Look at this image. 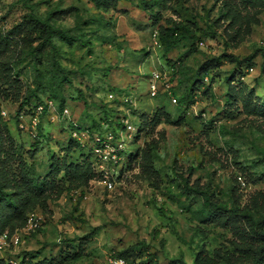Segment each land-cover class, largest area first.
Masks as SVG:
<instances>
[{"label":"rangeland","instance_id":"rangeland-1","mask_svg":"<svg viewBox=\"0 0 264 264\" xmlns=\"http://www.w3.org/2000/svg\"><path fill=\"white\" fill-rule=\"evenodd\" d=\"M102 4L0 0V96L8 112L0 116V176L22 180L25 170L44 176L53 162H84L100 135L113 149L107 167L115 180L112 190L97 177L36 205L30 212L40 227L19 245L8 241L0 264L27 252L37 255L33 263L109 264L133 245L144 253L130 254V263L194 264L202 250L220 251L225 263L240 241L226 218L264 209V0ZM29 13L83 41L55 37L38 50L41 30L19 26ZM174 24L187 37L167 51L160 26ZM218 57L206 79L202 65ZM154 72L163 76L155 96ZM26 97L31 107L53 102L36 135L20 127L21 116L32 115L30 106L20 110Z\"/></svg>","mask_w":264,"mask_h":264},{"label":"trees","instance_id":"trees-1","mask_svg":"<svg viewBox=\"0 0 264 264\" xmlns=\"http://www.w3.org/2000/svg\"><path fill=\"white\" fill-rule=\"evenodd\" d=\"M98 7L103 6L104 0H91ZM130 1V0H128ZM148 8H151L152 4H149ZM60 12H64L61 10ZM158 19V18H157ZM20 27H28L31 31L40 29L41 43L38 46V50L43 49L48 44H53V39L55 37H59L68 44H73L78 41H83L81 35H74L70 29H62L54 26L50 23L49 19H42L33 13H29L25 16L23 23L19 25ZM160 39L165 44V49L167 51L172 50L181 40L187 37L186 27L183 30L174 24L171 27L160 26ZM173 65V62H169ZM222 63L220 57L213 58L208 62L202 65V69L204 70V77L211 76L212 77V67L219 66ZM253 66L249 67L247 71L240 72L241 74L238 76L237 81L242 82V77L246 76ZM13 69L9 68L8 71H12ZM264 70V68H263ZM239 74V72H238ZM235 79H233V84L235 85ZM82 95V92H80ZM0 99L3 100L0 96ZM31 105L29 97H26L23 104L21 105L20 110L25 109ZM262 107L264 104L261 105ZM34 107L30 106L27 111H31L34 113ZM47 111V110H46ZM0 111V116H1ZM41 126H39V129ZM76 130H80L81 126H77ZM137 128V127H136ZM77 139V138H76ZM74 141V140H73ZM73 141L71 140L69 144V148L73 147ZM76 141V140H75ZM74 141V142H75ZM81 147L85 146L84 142L81 140L76 141ZM119 158L127 157L129 159L130 154L126 151H119ZM88 160H84V162H63V163H52L50 167V171L42 176L37 172H30L25 170L22 173V180H7L4 181L6 174H2L0 176V235L6 232L7 228H23L26 223L30 210L34 208L36 205H42L45 201L53 198L54 193H58L60 195L65 190L76 189L82 187L83 185H87L93 179H101L102 174L96 172L94 163L95 160L93 158V149L91 148L88 152ZM63 173L61 176V182H57L55 179ZM67 183V184H66ZM5 189H12L13 192L6 191ZM30 212V213H29ZM33 212V211H32ZM29 213V214H28ZM213 212L211 211L209 214L213 216ZM28 214V216H27ZM228 221H231L234 224V227L237 228V233L239 237V243L237 248H235L236 255L233 258H229L227 262L222 263L223 254L220 251L215 252L214 255H210L205 252V250L200 251L196 258L194 264H264V209L260 212L258 216L251 210H243L240 213L231 214L228 218ZM241 220H244L247 227L243 228L240 226ZM238 222V223H237ZM9 233H14L13 230H7ZM33 233V232H32ZM139 251L140 256L143 255L144 251L138 246L133 245L130 246L120 252H116L115 257H123L126 259L128 264H139V263H130L129 256L134 252ZM65 255V252H60ZM61 254V255H62ZM139 256V257H140ZM37 255L35 253H26L19 264H52L50 262H46L47 260H38L33 263ZM154 257V256H153ZM152 257V258H153ZM53 258H51L52 260ZM137 260V259H135ZM2 263H4L2 261ZM7 264H13L11 261H7ZM169 264H189L183 258L178 257L175 259H171Z\"/></svg>","mask_w":264,"mask_h":264},{"label":"built area","instance_id":"built-area-1","mask_svg":"<svg viewBox=\"0 0 264 264\" xmlns=\"http://www.w3.org/2000/svg\"><path fill=\"white\" fill-rule=\"evenodd\" d=\"M254 68H251L253 70ZM208 76L206 77V79ZM163 79L162 74L154 72L153 78L151 80L150 91L153 96L158 93V82ZM245 79V76L242 77ZM176 101V100H175ZM48 108L53 107V102H48L46 104L37 105L34 109V113L30 115V119L27 121L26 116L22 115L20 120V127L24 131H28L37 134L39 126L41 124V117L46 112ZM0 111L3 116H8V112L4 107L3 100L0 99ZM69 115V110H64V117ZM74 137L83 142V138L86 134L83 131L76 130L74 131ZM93 149V158L95 160L94 166L96 172L102 174L100 181L105 185L107 189H114L115 180L110 172V169L107 167V163L111 162L113 159V149L111 148L110 143L103 136L97 135L94 137V143L92 145ZM40 219L37 214L31 213L28 216L27 224L23 228L17 230L15 233L10 234L6 232L0 236V251L5 248L8 241H11L14 245H19L23 242L25 236L32 234L40 227ZM13 264H19L17 260H11ZM109 264H128L125 258L123 257H114Z\"/></svg>","mask_w":264,"mask_h":264}]
</instances>
